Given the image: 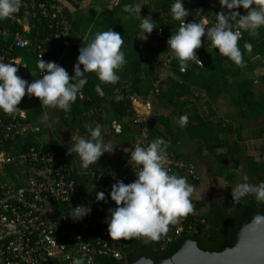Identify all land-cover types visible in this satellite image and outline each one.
Segmentation results:
<instances>
[{
  "label": "built area",
  "instance_id": "obj_1",
  "mask_svg": "<svg viewBox=\"0 0 264 264\" xmlns=\"http://www.w3.org/2000/svg\"><path fill=\"white\" fill-rule=\"evenodd\" d=\"M64 7L56 0H22L16 14L0 20V62L23 65L22 56L15 55L16 50L21 49H29L38 60L46 62L48 57L59 53L67 44L70 30ZM199 22H206L210 27L215 17H204ZM40 25L44 26L43 32ZM166 41L161 73L147 95L138 96L125 87L115 91L129 98L135 113L133 122L139 126L126 160L118 170L108 173L79 170L70 157L59 155L50 144L17 150L15 144L32 131V124L27 121L23 109L12 114L0 111V264H74L79 258H83V264H95L99 257L127 264L122 239L107 235V209L115 206L107 193L116 180L127 184L135 179L136 167L128 162L130 151L155 140L150 98L159 91V84L171 70L173 60L169 63ZM209 48H213L211 43ZM196 54L203 65L197 51ZM21 65H17V75L23 79ZM185 71L179 68L180 73ZM78 98L91 101L83 93ZM166 153L165 166L171 174L184 176L192 182L200 180L195 165L168 148ZM75 172L87 176L88 183L83 184L75 178ZM98 191L105 193L107 202L95 200ZM192 203L191 214L169 225L168 232L160 239V250H165L182 234L197 232L203 219L193 198ZM55 205L59 206L58 211ZM78 205H88L91 211L79 220H72L68 213Z\"/></svg>",
  "mask_w": 264,
  "mask_h": 264
},
{
  "label": "clouds",
  "instance_id": "obj_2",
  "mask_svg": "<svg viewBox=\"0 0 264 264\" xmlns=\"http://www.w3.org/2000/svg\"><path fill=\"white\" fill-rule=\"evenodd\" d=\"M21 4L22 0H0V20L16 14ZM218 4L221 11L214 14L215 23L209 27L206 22H185L190 13L184 8L182 0H174L170 15L180 24L166 41L169 63L176 60L182 71L187 69L188 61H195L203 67L195 50L201 47V37H204L220 55L237 66H243V54L237 42L242 31L255 36L257 29L264 27V0H218ZM140 7L126 5L124 11L134 13L140 20L139 28L143 32L141 38L146 39L145 34H150L157 26L153 24L151 16L140 15ZM237 9L246 11L241 14ZM89 32L84 36L87 43L78 49L71 76L59 64L40 58L37 62L40 78L28 82L17 75V65L21 64L0 62V111L7 114L16 112L21 98L28 95L38 98L43 106L67 112L82 94L87 83L85 73H94L103 83H117V71L126 63L124 53L120 50L122 36L111 28ZM244 49L250 53L252 45L246 42ZM120 99V96L115 97L116 101ZM48 119V113L44 112L41 122L47 123ZM177 122L180 127L186 126L187 114L179 116ZM85 130L87 136L71 138L67 154L77 156L80 166L87 169L91 164H96L102 154L111 153L113 147L104 142L99 124L94 127L85 125ZM167 147L168 142L158 138L147 146H135L130 151L128 162L136 167L135 179L127 184L116 180L107 193L115 205L107 209L109 215L105 218L108 237L144 238L146 244L155 242L168 232L169 225L177 224L181 218L193 212L194 187L186 177L169 172L165 166ZM256 160L259 163L260 157L257 156ZM230 195L234 204H239L246 197H252L257 204H264V181L252 184L245 177L243 182L231 187ZM95 200L107 202L105 193L96 192ZM90 211L88 205H78L68 215L72 220H79ZM251 223L264 224V214L254 215ZM74 264H83V258L76 259Z\"/></svg>",
  "mask_w": 264,
  "mask_h": 264
},
{
  "label": "crops",
  "instance_id": "obj_3",
  "mask_svg": "<svg viewBox=\"0 0 264 264\" xmlns=\"http://www.w3.org/2000/svg\"><path fill=\"white\" fill-rule=\"evenodd\" d=\"M114 1L71 0L65 2V5L69 13L88 17L92 10L110 7ZM207 1L218 8L216 12L221 11L218 0ZM237 11L244 14L246 10ZM246 42L252 45L250 53L244 49ZM237 43L243 54L242 67L227 59L222 65L225 66V76L219 77L216 73L206 75L201 67L188 64L185 74L181 77L177 76L176 70L171 71L172 81L162 86V98L151 101V115L155 122L153 137L162 138L168 142V149L195 165L200 173L199 181L205 175L209 178V184L217 179V173L212 171L213 166L218 165L221 170L228 172L224 178L217 179L220 187L217 186L226 192L229 189L226 186L231 183L229 178L235 179L233 184L236 185L244 173L249 183V174L255 167L264 173V27L257 29L255 36L243 31V38ZM78 49L69 46L51 61L62 66L71 76L79 54ZM24 65L23 61V79L28 82L39 79L35 72L27 75ZM86 85L87 83L82 93L91 101L77 98L63 118L60 109L43 106L38 98L31 97V111L35 112V118L31 121L32 130L39 132L37 139L40 143H48L54 134L68 147L72 137L87 136L85 125L94 127L99 124L104 142L112 146L113 151L102 154L96 164H91L87 169L80 166L77 156H69L79 170L104 173L118 170L123 166L127 152L137 135L138 127L133 122L134 110L132 106L131 113L127 109L113 110L111 97L103 100V91L98 85L95 86L94 94L86 95ZM121 88L123 87L115 88L114 94ZM174 97V102H171L170 98ZM248 101L253 102V106L248 107ZM44 112L48 113L47 123L41 122ZM184 114H187L188 122L186 126L180 127L177 121L179 116ZM117 128L120 129L119 132L116 131ZM257 156L260 157L259 163ZM187 181L193 185L199 183L188 179ZM225 196L226 194H223L217 200H222ZM195 197L193 193L194 200ZM199 201L202 202L201 199ZM210 201L212 200H209L207 206L202 202L200 213L208 212Z\"/></svg>",
  "mask_w": 264,
  "mask_h": 264
},
{
  "label": "trees",
  "instance_id": "obj_4",
  "mask_svg": "<svg viewBox=\"0 0 264 264\" xmlns=\"http://www.w3.org/2000/svg\"><path fill=\"white\" fill-rule=\"evenodd\" d=\"M64 1L70 2L71 0ZM65 2H62V4L65 6L64 11L70 23V30L66 36L67 44L64 45L59 53L48 57V61H51L56 55H61L65 48L69 46L80 48L83 44L87 43L84 40V36L85 34H90L89 30L94 33L97 31H107L111 28L113 31L119 33L123 39L120 50L124 53L126 63L117 71V75L119 76L118 82L115 84L103 83L97 79L94 73H86L88 81L86 85L87 92L85 93L86 95L94 94L95 86L98 85L103 91V100L109 99V97L112 98L111 104L113 110L121 111L127 109L131 113L129 98L122 96V94H114V90L117 87H125L129 92L147 95L153 88V83L158 79L166 57L164 51L166 38L174 34L180 24L179 21L172 19L170 15V6L174 0H115L110 7L106 6L98 11L92 10L88 17L69 13ZM182 4L190 13L185 18V22H199L204 17H215L214 14L218 10L207 0H182ZM126 5H141L140 15L142 17L151 16L153 24L157 26L150 34H145L146 39L141 38L143 32L139 28L140 20L134 13L124 11ZM43 28L44 26L40 25L42 32ZM242 38L243 31L239 40ZM201 41V47L196 49V51L203 61V67H201L203 72L206 75L216 73L219 77L225 76V66L222 65L225 64L228 58L220 55L214 48L210 49V42L204 37H201ZM15 55L22 56L27 75L35 72V75L38 76V59L29 49L16 50ZM188 64L194 63L188 61ZM179 68V63L173 60L170 72L176 70L177 76L181 77L186 71L180 73ZM171 81L169 73L168 77L159 84V91L152 94L151 101L155 98H162V86ZM116 96H120L121 99L116 101ZM30 99L31 97L25 95L17 105L18 108L26 111V119L29 122L35 118V112L31 111ZM174 99L175 97L170 98V101L174 102ZM258 104L260 105L261 103ZM247 106H253V102L248 101ZM262 106L264 110V105ZM60 115L63 118L65 111L61 110ZM151 118L153 119L152 115ZM137 127L139 129L138 125ZM152 134L154 136V130ZM37 137H39V132L32 130L21 137L14 148L17 150L38 148L41 143ZM42 144H50L59 155L65 158L70 157L67 154V147L54 134L48 143ZM74 177L82 181L83 184L88 183L87 176L77 175L75 172ZM248 179L249 183H259L260 181H264V173L255 167L252 173L249 174ZM230 192L231 190L228 189L226 196L222 200L216 202L210 201L208 212L201 213L200 217L203 219V223L198 224L196 233L191 235L182 234L165 250L159 249L160 240L146 244L144 243V238H121L127 254L126 262H133L139 257H146L157 263L159 260L172 255L178 249L180 242L185 238L194 240L197 246L204 251H221L223 248L230 246L241 224L247 223L257 213L264 214V204H257L252 197H246L239 204H234ZM195 202L196 207L200 210L202 202L199 200H195ZM54 208L57 211L59 210V206L57 205ZM95 264L119 263L112 258L99 257L96 259Z\"/></svg>",
  "mask_w": 264,
  "mask_h": 264
},
{
  "label": "water",
  "instance_id": "obj_5",
  "mask_svg": "<svg viewBox=\"0 0 264 264\" xmlns=\"http://www.w3.org/2000/svg\"><path fill=\"white\" fill-rule=\"evenodd\" d=\"M127 264H264V224L254 225L251 219L241 224L231 245L221 251H204L185 238L172 255L157 263L139 257Z\"/></svg>",
  "mask_w": 264,
  "mask_h": 264
},
{
  "label": "rangeland",
  "instance_id": "obj_6",
  "mask_svg": "<svg viewBox=\"0 0 264 264\" xmlns=\"http://www.w3.org/2000/svg\"><path fill=\"white\" fill-rule=\"evenodd\" d=\"M212 171L217 173V176H215V179L216 178L220 179L221 177L224 178V176H227V174H228V172H224V170H221V167L218 166V165L217 166H213ZM225 173H226V175H225ZM244 174L246 175V173H244ZM244 174L239 177L238 180L240 182L244 181V178L246 177ZM217 179L214 180V182H216V184L214 182H210V184H209V178H208V176L205 175L204 177L201 178V181H199L198 184H196V185L194 184L195 186H197L196 188H195V186L193 184L190 183L194 187V195L196 196L195 199L196 200H200L201 199L200 196L202 194V199L201 200H202L203 204L205 206H207L209 200H212V201L216 202V200L221 198L223 196V194H226L227 193L226 190H223L222 188H219L220 187V185H219L220 182L218 183ZM229 179L231 180V183L229 185H227L226 187H229V189H231V187H234V185H235V184H233L235 179H231V178H229ZM239 181H237V182H239ZM217 185H219V187Z\"/></svg>",
  "mask_w": 264,
  "mask_h": 264
}]
</instances>
